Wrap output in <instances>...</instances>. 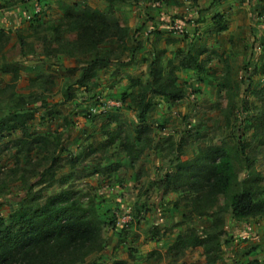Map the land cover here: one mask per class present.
<instances>
[{
  "label": "rangeland",
  "instance_id": "rangeland-1",
  "mask_svg": "<svg viewBox=\"0 0 264 264\" xmlns=\"http://www.w3.org/2000/svg\"><path fill=\"white\" fill-rule=\"evenodd\" d=\"M167 1L126 3L128 15L123 4L116 6L127 36L102 44L98 56L106 57V64L102 61L79 84L95 52L74 51L71 41L77 33L68 27L64 5L104 9L105 0H0V14L15 13L11 29L0 23L8 38L0 49V213L8 222L23 204L93 206L105 247L76 264L116 259L209 264L202 246L178 256L171 250L178 234L191 229L202 234L212 217L192 214V192L165 188V174L208 146L242 140L245 151L236 160L240 178L264 177V126L256 120L264 89V0H231L228 5H221L226 0H183L179 10L166 14ZM173 20L183 23L182 32L169 29ZM189 52L198 54L196 67L181 66L184 58L191 59ZM154 60L172 73L184 96L167 100L153 94L143 123L151 129L138 137L133 96L150 77ZM116 100L122 105L114 106ZM94 108V115H88ZM4 124L11 126L1 130ZM128 144L134 146L130 156ZM259 184L264 198V179ZM227 201L220 196L221 205ZM56 211L54 216L64 210ZM231 214L224 213L220 257L212 264L249 259L243 258L247 249L242 247L254 243L245 228L233 226L246 219ZM253 219L261 222L264 215ZM258 235L263 244L264 226Z\"/></svg>",
  "mask_w": 264,
  "mask_h": 264
},
{
  "label": "trees",
  "instance_id": "trees-1",
  "mask_svg": "<svg viewBox=\"0 0 264 264\" xmlns=\"http://www.w3.org/2000/svg\"><path fill=\"white\" fill-rule=\"evenodd\" d=\"M139 1L105 0L104 9L91 5L81 8L64 5L68 27L77 33L71 41L74 51L79 54L95 52L91 62L82 68L77 83L82 84L84 79L91 78L102 61L106 64V57L98 56L102 44L111 38L122 42L127 36V28L115 16L116 6ZM7 41L5 31L0 29V49ZM189 53L191 59L184 58L181 66L198 65V54ZM150 67V77L133 96L141 123L137 126L138 137L151 129L143 123L153 105V94H161L167 100L184 96L183 88L171 77V72H164L162 64L154 60ZM70 71L76 72L77 68H70ZM259 100L262 112L256 120L264 126V89L259 93ZM10 126L4 124L1 130ZM260 133L264 135V127ZM245 146L242 140L229 146H208L196 158L179 161L175 170L165 174V188L175 190L182 187L192 192L189 205L192 214L212 217L209 228L202 234L191 229L177 235L171 246L175 256L202 246L207 262L212 264L220 257L224 213L230 210L235 220L264 215V198L259 184L264 177L250 174L242 179L237 171L236 160L245 151ZM133 147L126 146L129 156ZM221 195L228 200L226 206L219 202ZM56 210L64 211L54 216ZM105 242L101 218L91 205L80 208L73 202L72 206L65 203L59 206V202L53 201L44 206L23 204L10 214L8 222L0 213V264H76L86 261L93 252L102 250ZM110 264L133 263L116 259Z\"/></svg>",
  "mask_w": 264,
  "mask_h": 264
},
{
  "label": "crops",
  "instance_id": "crops-1",
  "mask_svg": "<svg viewBox=\"0 0 264 264\" xmlns=\"http://www.w3.org/2000/svg\"><path fill=\"white\" fill-rule=\"evenodd\" d=\"M163 1V0H162ZM181 1L183 0H168L167 2L170 4L168 6H164L163 4V7H164V12L166 14H168L167 12H171L172 10H179L181 8L180 4H181ZM184 1H192V0H184ZM195 1V0H193ZM208 1V2H207ZM210 1H213V0H199V3H209ZM231 0H226V1H223L221 3V5H228ZM217 3V1L215 2ZM219 4V3H218ZM122 9L125 11V15H128L129 14V10H125L128 8V6L126 4H124L123 6H121ZM136 7V6H135ZM121 9L122 13L120 14L121 16L123 15L124 11ZM225 9V13L226 11H228V9H226V7L224 8ZM15 17V13L13 14L11 12V10H8L7 12H3L2 14H0V23L2 24V27L5 26L7 29H11L10 27H12V25H9L11 24L12 22H14V20L11 21V19H13ZM124 18V17H123ZM122 18V20H123ZM9 22V23H8ZM258 220L256 219H253V218H249V219H246L245 221H235V224L233 226H235L236 228V231H238L237 228H245L244 230V233L246 235H250V239L252 240V242H249V243H254V244H250L247 248V246L245 245H248L247 243H244L243 245V249H247L246 252H244V259L245 257H249L248 260L244 261V264H264V243L262 244V242L260 241L261 238L259 239V237H261L260 235H258L257 237V232L260 230H263V226H264V219L263 221L261 222H258L256 223ZM246 224H250L252 227L251 229L248 228L247 229V225ZM257 231V232H256ZM255 234V236H254ZM258 238L259 241H255ZM158 247L159 248H162L163 245H164V237H163V241L161 240L160 242H158ZM158 248V249H159ZM238 260V261H237ZM242 259H240L239 257H236V259L234 261H237L235 264H240L239 261H241Z\"/></svg>",
  "mask_w": 264,
  "mask_h": 264
},
{
  "label": "built area",
  "instance_id": "built-area-1",
  "mask_svg": "<svg viewBox=\"0 0 264 264\" xmlns=\"http://www.w3.org/2000/svg\"><path fill=\"white\" fill-rule=\"evenodd\" d=\"M160 2H158L159 4ZM37 7V6H36ZM37 10H39V8L37 7ZM169 29H172V30H175V31H180L182 32L184 30V25L182 22H179V21H176V20H173V21H169ZM114 106H120L122 105V101L120 100H116V101H113L112 102ZM97 110L94 108L93 110H90L88 115H94V113L96 112ZM131 220L133 219L132 216H130Z\"/></svg>",
  "mask_w": 264,
  "mask_h": 264
}]
</instances>
